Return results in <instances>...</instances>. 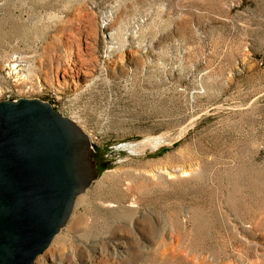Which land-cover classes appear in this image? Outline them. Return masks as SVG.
Wrapping results in <instances>:
<instances>
[{
	"label": "rangeland",
	"instance_id": "374dc122",
	"mask_svg": "<svg viewBox=\"0 0 264 264\" xmlns=\"http://www.w3.org/2000/svg\"><path fill=\"white\" fill-rule=\"evenodd\" d=\"M7 97L96 169L33 264H264V0H0Z\"/></svg>",
	"mask_w": 264,
	"mask_h": 264
},
{
	"label": "water",
	"instance_id": "95a60500",
	"mask_svg": "<svg viewBox=\"0 0 264 264\" xmlns=\"http://www.w3.org/2000/svg\"><path fill=\"white\" fill-rule=\"evenodd\" d=\"M87 135L38 99L0 101V264H33L96 176Z\"/></svg>",
	"mask_w": 264,
	"mask_h": 264
},
{
	"label": "built area",
	"instance_id": "2783aa9c",
	"mask_svg": "<svg viewBox=\"0 0 264 264\" xmlns=\"http://www.w3.org/2000/svg\"><path fill=\"white\" fill-rule=\"evenodd\" d=\"M7 100H8V97H7Z\"/></svg>",
	"mask_w": 264,
	"mask_h": 264
}]
</instances>
